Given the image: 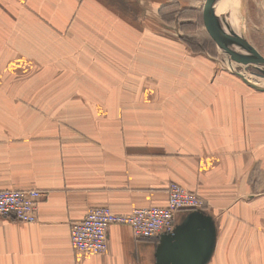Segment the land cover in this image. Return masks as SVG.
Instances as JSON below:
<instances>
[{
    "label": "crops",
    "instance_id": "obj_1",
    "mask_svg": "<svg viewBox=\"0 0 264 264\" xmlns=\"http://www.w3.org/2000/svg\"><path fill=\"white\" fill-rule=\"evenodd\" d=\"M171 1L0 0V190L44 193L36 222L0 216V264H155L161 234L112 224L106 252L80 258L70 227L164 207L171 183L207 203V264H264V90L211 57H149L148 37L177 39ZM174 1L208 17L214 0Z\"/></svg>",
    "mask_w": 264,
    "mask_h": 264
},
{
    "label": "rangeland",
    "instance_id": "obj_2",
    "mask_svg": "<svg viewBox=\"0 0 264 264\" xmlns=\"http://www.w3.org/2000/svg\"><path fill=\"white\" fill-rule=\"evenodd\" d=\"M227 5L228 6L223 9L222 13L223 21L226 19L228 23L230 22V24L228 25L227 34L231 35V33H233V36H238L240 39H238L240 45L245 42L247 47H249L254 54L264 60V0H230ZM213 9L214 5L212 4V6L208 9V17L203 16L204 7L195 11H187L186 13L188 16H186V14L182 12L179 13L182 16H177L174 20L176 24L179 25L178 31L175 32L169 27V32L172 33L168 34L176 37V41H171L167 38L166 40L168 41V43L165 40L162 42L151 41L150 37H148V41L151 42V44H156L157 46H155V48L153 49L148 48L147 55L149 57L178 58V64H180V67H182V60L185 58L190 59V57L196 58L204 56L211 57L215 59L211 61L210 67L212 70H216L217 72H231L239 76L243 75L248 79V84H251L250 86L264 90L263 75L252 74L246 70L245 66L242 63L231 62L227 60L220 49L217 47L216 42L212 36ZM174 21L165 22L169 24ZM228 39V37L225 38L226 42L228 41L229 43L230 40V42L235 45L232 48V52H234L235 54H239L238 45L235 44L232 39ZM161 43L162 46H159V44ZM178 64L173 68H178ZM195 68L197 71H202L204 68H207V66L195 65ZM58 83L59 82H51L52 86ZM69 83H72L71 78H68V84ZM119 83L120 82H116V84ZM133 83L134 82H124L123 85L126 88L140 86L139 83L135 85ZM142 88L147 87L146 85H143ZM183 188L185 187L183 186ZM203 207L207 208V203L204 200ZM258 227L259 229H262V225Z\"/></svg>",
    "mask_w": 264,
    "mask_h": 264
},
{
    "label": "built area",
    "instance_id": "obj_3",
    "mask_svg": "<svg viewBox=\"0 0 264 264\" xmlns=\"http://www.w3.org/2000/svg\"><path fill=\"white\" fill-rule=\"evenodd\" d=\"M42 196L43 192L36 189L0 190V216L34 223ZM192 210H205L203 201L183 186L171 183L164 207L134 208L125 214L114 213L107 207L88 209L82 220L71 224L70 242L80 258L101 254L107 250V231L112 224L129 226L136 238H152L173 230L175 214Z\"/></svg>",
    "mask_w": 264,
    "mask_h": 264
},
{
    "label": "water",
    "instance_id": "obj_4",
    "mask_svg": "<svg viewBox=\"0 0 264 264\" xmlns=\"http://www.w3.org/2000/svg\"><path fill=\"white\" fill-rule=\"evenodd\" d=\"M222 1L214 0L206 5L207 7L214 5L212 36L217 47L227 60L243 64L242 60L247 59L250 65L243 64L246 70L264 76V60L254 54L245 42L240 41L242 47L238 42V36H233V33L228 35L224 30L223 10L217 11ZM226 37L238 45L239 54H235L232 50L226 51L223 46ZM240 77L248 83L245 76L240 75ZM215 244L216 227L212 216L204 210H192L183 216L171 232L160 235V243L154 254L155 264H207L212 257Z\"/></svg>",
    "mask_w": 264,
    "mask_h": 264
},
{
    "label": "trees",
    "instance_id": "obj_5",
    "mask_svg": "<svg viewBox=\"0 0 264 264\" xmlns=\"http://www.w3.org/2000/svg\"><path fill=\"white\" fill-rule=\"evenodd\" d=\"M176 5H177V2L173 0L171 3L165 6H162L159 9V14H160V17L163 19V21L171 22V21H174L177 16H182L181 14H179L182 11L181 10L178 11V9H176Z\"/></svg>",
    "mask_w": 264,
    "mask_h": 264
},
{
    "label": "bare ground",
    "instance_id": "obj_6",
    "mask_svg": "<svg viewBox=\"0 0 264 264\" xmlns=\"http://www.w3.org/2000/svg\"><path fill=\"white\" fill-rule=\"evenodd\" d=\"M228 2H229V0H223L222 2H221V4H220V7H219V9L217 10V11H219V10H221L220 12H222V10L223 9H225V7H226V5L228 4ZM223 26L225 27V25H224V21H223ZM229 40V39H228ZM223 46H224V48L226 49V51L227 52H230L231 50H232V48L235 46L234 44H232L231 42H230V40H229V43H228V41L226 42H224L223 43ZM244 63V65L245 64H249V62H248V60L247 59H244V60H242ZM241 63V62H240ZM250 65V64H249Z\"/></svg>",
    "mask_w": 264,
    "mask_h": 264
}]
</instances>
